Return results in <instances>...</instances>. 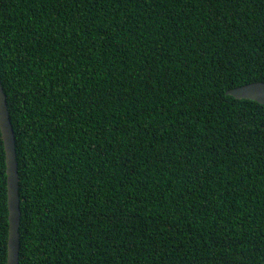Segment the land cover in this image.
Returning <instances> with one entry per match:
<instances>
[{"label": "trees", "instance_id": "trees-1", "mask_svg": "<svg viewBox=\"0 0 264 264\" xmlns=\"http://www.w3.org/2000/svg\"><path fill=\"white\" fill-rule=\"evenodd\" d=\"M0 80L19 264H264V0H0Z\"/></svg>", "mask_w": 264, "mask_h": 264}, {"label": "water", "instance_id": "water-1", "mask_svg": "<svg viewBox=\"0 0 264 264\" xmlns=\"http://www.w3.org/2000/svg\"><path fill=\"white\" fill-rule=\"evenodd\" d=\"M226 93L236 98L253 99L264 104V82L254 81L231 89ZM0 130L6 162L8 239L6 264H19L20 199L18 193V171L15 153V136L9 118L6 95L0 80Z\"/></svg>", "mask_w": 264, "mask_h": 264}]
</instances>
